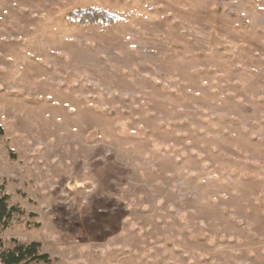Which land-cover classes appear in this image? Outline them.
Segmentation results:
<instances>
[{"label": "rangeland", "instance_id": "1", "mask_svg": "<svg viewBox=\"0 0 264 264\" xmlns=\"http://www.w3.org/2000/svg\"><path fill=\"white\" fill-rule=\"evenodd\" d=\"M5 194L29 264H264V0H0Z\"/></svg>", "mask_w": 264, "mask_h": 264}, {"label": "trees", "instance_id": "2", "mask_svg": "<svg viewBox=\"0 0 264 264\" xmlns=\"http://www.w3.org/2000/svg\"><path fill=\"white\" fill-rule=\"evenodd\" d=\"M102 13L97 12L96 14L91 15L93 21L98 20L101 17ZM18 209L16 207H9L8 204V195L0 196V217L8 218L13 213H16ZM41 243L32 242L30 244H19L14 249L3 252L0 257L3 264H29L31 261H40L45 262L49 261L48 254H40Z\"/></svg>", "mask_w": 264, "mask_h": 264}]
</instances>
